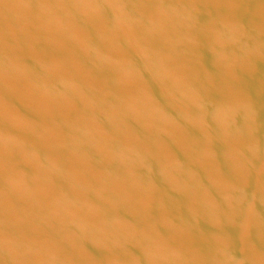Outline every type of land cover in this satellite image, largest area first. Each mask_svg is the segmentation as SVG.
I'll use <instances>...</instances> for the list:
<instances>
[{
	"label": "water",
	"instance_id": "water-1",
	"mask_svg": "<svg viewBox=\"0 0 264 264\" xmlns=\"http://www.w3.org/2000/svg\"><path fill=\"white\" fill-rule=\"evenodd\" d=\"M0 264H264V0H0Z\"/></svg>",
	"mask_w": 264,
	"mask_h": 264
}]
</instances>
